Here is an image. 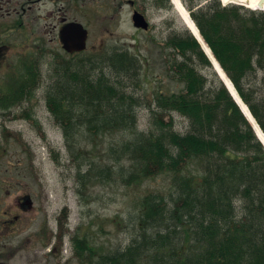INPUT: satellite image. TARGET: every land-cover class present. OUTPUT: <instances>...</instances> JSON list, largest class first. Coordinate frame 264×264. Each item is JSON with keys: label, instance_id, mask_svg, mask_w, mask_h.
I'll return each mask as SVG.
<instances>
[{"label": "trees", "instance_id": "obj_1", "mask_svg": "<svg viewBox=\"0 0 264 264\" xmlns=\"http://www.w3.org/2000/svg\"><path fill=\"white\" fill-rule=\"evenodd\" d=\"M158 1L172 7L170 0ZM190 9L264 131V9L220 0ZM162 47L167 74L179 85L148 98V129L138 123L144 95L132 89L144 62L128 49L72 55L52 67L45 89L73 157L86 159L82 137L126 135L110 148L113 163L91 161L88 170L84 164L78 169L81 189L93 171L106 179L119 171L129 185L157 173L171 178L169 198L146 192L136 235L124 249L99 254L97 264H264V144L187 26ZM205 67L213 82L200 71ZM9 86L13 92L2 100L7 108L34 95L25 80ZM175 112L188 121L184 131L176 128ZM22 116L34 114L24 110ZM74 247L83 264H94L95 247L77 237Z\"/></svg>", "mask_w": 264, "mask_h": 264}, {"label": "rangeland", "instance_id": "obj_2", "mask_svg": "<svg viewBox=\"0 0 264 264\" xmlns=\"http://www.w3.org/2000/svg\"><path fill=\"white\" fill-rule=\"evenodd\" d=\"M208 1L183 0V3L191 14L190 7L198 8ZM147 3L146 12L150 19L148 30H136L131 25L132 7L123 3L113 21L111 12L99 13L95 25L90 27L89 47L83 52L92 54L119 47L139 55L144 68L140 84L133 85L132 89L144 95L145 103L138 113L139 128L143 130L149 128L151 117L148 98L159 88H178L179 84L167 74V58L165 54L162 55V45L169 35L183 31L186 26L174 4L171 8H159L157 0H147ZM88 6L90 16L95 15L92 5ZM40 34L48 40L55 33L41 31ZM16 50L13 49L11 54H16ZM166 51L171 52L170 49ZM40 55L37 73L42 75L41 84L25 104L7 108L2 103L6 93L13 92L12 89V92L10 89L6 91L4 87L19 63H8V68L0 73V210L11 207L9 211L13 214L17 197L31 193L36 198V208L24 215L13 230L16 232L11 231L5 243L8 241V246L22 248L24 257L19 262L24 264H83L74 247V237H77L81 243L85 241L95 247L92 261L97 264L99 254L124 249L136 235L141 197L146 192L155 191L169 198L171 178L168 173H157L136 185H129L120 178L119 171L115 173L116 179L96 176L93 171L91 180L81 189L78 169L84 164L87 165L85 170H88L91 161L113 163L110 148L119 144L126 135L113 133L93 140L82 137L79 148L86 159L70 155L63 131L47 108L45 89L52 67L61 65L71 55L56 41L40 46ZM200 71L213 82L209 68H200ZM259 74L262 76L263 72ZM12 100L10 98V102ZM28 105L33 107L38 121L19 116L23 107ZM174 114L176 128L184 131L187 119L177 112ZM29 236L33 238L32 244L27 241ZM32 254L34 260L28 258Z\"/></svg>", "mask_w": 264, "mask_h": 264}, {"label": "flooded vegetation", "instance_id": "obj_3", "mask_svg": "<svg viewBox=\"0 0 264 264\" xmlns=\"http://www.w3.org/2000/svg\"><path fill=\"white\" fill-rule=\"evenodd\" d=\"M157 2L160 5L156 4L161 8L162 4ZM123 3H128L132 7L131 25L136 30H142L135 26L134 15L140 11L150 21L146 12L147 0H0V73L8 68V63H19L11 74V80L5 84L6 91L11 88L10 84L15 85L25 80L28 90H33L35 94L39 75L37 69L41 57L40 46L55 41L62 46L61 32L72 22L81 23L88 29L89 46L90 27L95 25L99 13L108 12L110 14L111 12L113 21L120 13ZM88 4L92 5V10L96 12L95 15L90 16ZM41 31L55 34L46 40L41 37ZM12 38L16 41H12ZM13 49H17L16 54H11ZM31 75L37 79L34 80ZM22 104L25 103L19 99L14 105ZM32 110H34L33 107L28 105L27 111ZM35 201L33 194L26 193L15 199L16 210L13 214L9 211L11 207L8 210H0V264H24L19 262V259L24 257L21 252L22 248L8 246V241L6 243L5 241L8 234L17 228V223L24 219V215L36 208ZM47 220L48 216L45 217L46 222ZM32 239L30 236L27 238L29 244H32ZM35 252L38 254L37 251ZM46 254L49 255V253ZM33 257L34 255L28 258L34 260Z\"/></svg>", "mask_w": 264, "mask_h": 264}, {"label": "bare ground", "instance_id": "obj_4", "mask_svg": "<svg viewBox=\"0 0 264 264\" xmlns=\"http://www.w3.org/2000/svg\"><path fill=\"white\" fill-rule=\"evenodd\" d=\"M230 1H236V2L245 3L247 6H249L251 8H259V4H260V2L262 0H224V2H230ZM173 2L175 4V6H176V9H177L178 13L180 14V16L182 17L183 21L185 22V24H187V26L194 32V34H196L198 36V38L202 41V44H203L204 48L206 49V52L208 53V55L210 56V58L213 60V62L217 66L218 70L220 71V74H221L222 78L226 81V83L229 86V88L231 89L232 93L238 99V101L242 105L243 109L245 110V112L249 116L251 122L254 124V126H255V128H256V130L258 132V135L264 141V133H263L262 129L260 128V126L257 124L256 120L252 116V114L249 111L246 103L238 95V93H237V91H236V89H235L232 81L230 80L229 76L224 72V70L222 69V67L220 66L219 62L216 60V58L214 57V54H213L212 50L207 45V43L204 42V40H203V38H202V36H201V34H200V32H199L196 24L192 20V17L190 15V12L187 10V8L181 2V0H173Z\"/></svg>", "mask_w": 264, "mask_h": 264}, {"label": "water", "instance_id": "obj_5", "mask_svg": "<svg viewBox=\"0 0 264 264\" xmlns=\"http://www.w3.org/2000/svg\"><path fill=\"white\" fill-rule=\"evenodd\" d=\"M242 4H244V3H242ZM259 7H260V9L264 8V0H262L260 2ZM134 21H135L136 26H138V27H143L144 29H147L149 27V22L146 20L145 16L140 12L135 13ZM61 36H62V41H63V47L69 52L81 51L87 47L88 30L80 23L72 22V23L68 24L62 30ZM199 41H201V40L199 39ZM213 65H214L215 69L217 70V72L219 73L220 77L222 78L220 71L218 70V68L214 62H213ZM222 80L227 85L226 81L223 78H222ZM227 87L229 88L228 85H227ZM229 90L231 91L230 88H229ZM231 93H232V91H231ZM233 96L235 97L234 94H233ZM236 100L240 104V102L238 101L237 98H236ZM241 107H242V105H241Z\"/></svg>", "mask_w": 264, "mask_h": 264}]
</instances>
